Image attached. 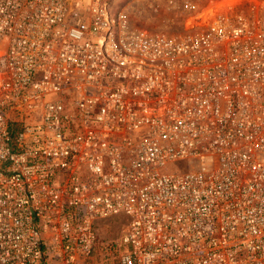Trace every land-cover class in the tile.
<instances>
[{"label": "built area", "instance_id": "1", "mask_svg": "<svg viewBox=\"0 0 264 264\" xmlns=\"http://www.w3.org/2000/svg\"><path fill=\"white\" fill-rule=\"evenodd\" d=\"M135 1L0 0V264H264V0Z\"/></svg>", "mask_w": 264, "mask_h": 264}, {"label": "rangeland", "instance_id": "2", "mask_svg": "<svg viewBox=\"0 0 264 264\" xmlns=\"http://www.w3.org/2000/svg\"><path fill=\"white\" fill-rule=\"evenodd\" d=\"M218 0H203L198 2L200 8L208 7L211 2ZM252 0H242V5ZM261 1V0H259ZM130 15L133 22L148 31H162L168 34H180L188 29L189 21L194 19L195 14L184 13L178 8L169 7L164 0H136L132 4ZM101 236L105 238L117 237L122 227L113 221H105L101 227Z\"/></svg>", "mask_w": 264, "mask_h": 264}, {"label": "trees", "instance_id": "3", "mask_svg": "<svg viewBox=\"0 0 264 264\" xmlns=\"http://www.w3.org/2000/svg\"><path fill=\"white\" fill-rule=\"evenodd\" d=\"M17 130H18L17 127L14 126V128H13V133L15 134Z\"/></svg>", "mask_w": 264, "mask_h": 264}]
</instances>
